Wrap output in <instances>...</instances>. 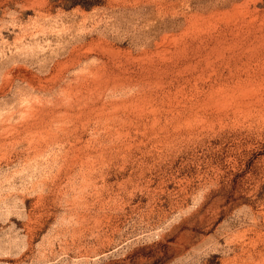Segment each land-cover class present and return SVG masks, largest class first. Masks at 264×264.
<instances>
[{
    "label": "rangeland",
    "instance_id": "1",
    "mask_svg": "<svg viewBox=\"0 0 264 264\" xmlns=\"http://www.w3.org/2000/svg\"><path fill=\"white\" fill-rule=\"evenodd\" d=\"M0 264H264V0H0Z\"/></svg>",
    "mask_w": 264,
    "mask_h": 264
}]
</instances>
